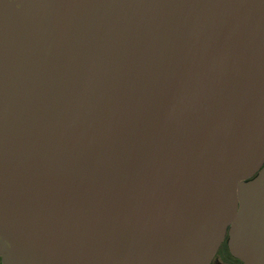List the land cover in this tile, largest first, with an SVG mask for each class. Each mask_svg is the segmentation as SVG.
<instances>
[{"label":"water","instance_id":"1","mask_svg":"<svg viewBox=\"0 0 264 264\" xmlns=\"http://www.w3.org/2000/svg\"><path fill=\"white\" fill-rule=\"evenodd\" d=\"M264 264V0H0V263Z\"/></svg>","mask_w":264,"mask_h":264},{"label":"flooded vegetation","instance_id":"2","mask_svg":"<svg viewBox=\"0 0 264 264\" xmlns=\"http://www.w3.org/2000/svg\"><path fill=\"white\" fill-rule=\"evenodd\" d=\"M209 264H243L241 261L234 258L229 252L228 230L225 234L224 240L220 244Z\"/></svg>","mask_w":264,"mask_h":264}]
</instances>
